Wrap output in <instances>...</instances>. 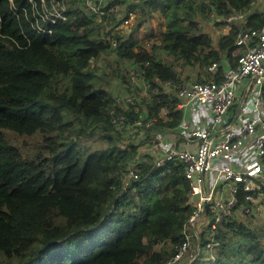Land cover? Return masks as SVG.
Segmentation results:
<instances>
[{
  "label": "trees",
  "instance_id": "trees-1",
  "mask_svg": "<svg viewBox=\"0 0 264 264\" xmlns=\"http://www.w3.org/2000/svg\"><path fill=\"white\" fill-rule=\"evenodd\" d=\"M54 1L45 8L41 0H0V264H163L193 212L185 165L162 151L157 165L150 150L138 149L148 139L125 144L120 132L140 121L154 144L156 131L179 137L184 112L162 84L181 85L185 67L212 62L219 80L225 60L234 64L238 56L240 20L215 38L201 21L225 27L227 15L243 12L247 24L262 27L264 8L258 0H98L102 9H125L99 20L79 0H61L50 13ZM135 10L139 27L150 23L144 37L159 40L150 42L153 52L137 32L115 26ZM95 28L99 38L91 37ZM109 47L143 77L142 99L123 105L95 84L91 62ZM203 80L198 71L193 81ZM97 126L106 129L103 147L80 144ZM255 216L225 219L209 259L201 230V251L190 264H264V227H250Z\"/></svg>",
  "mask_w": 264,
  "mask_h": 264
},
{
  "label": "built area",
  "instance_id": "built-area-1",
  "mask_svg": "<svg viewBox=\"0 0 264 264\" xmlns=\"http://www.w3.org/2000/svg\"><path fill=\"white\" fill-rule=\"evenodd\" d=\"M41 1L46 8L45 0ZM80 1L99 15L115 13L114 8L102 9L98 0ZM59 2L54 1L50 13L56 12ZM55 14L61 16L60 12ZM246 16L243 12L226 16V29L233 21H241L236 33L239 47L234 52L238 54L234 64L225 60L219 80L215 77L219 64L212 62L207 67L209 79L186 81L181 85L174 81L162 84L163 92L178 97V108L192 102L210 108L209 120L199 125L191 126L188 119H183V134L167 148L161 134L153 133L157 148L164 149L165 158L184 163L185 177L190 184L189 203L193 207L184 223L181 241L175 244L173 253L163 264H190L201 251V230H206L209 240L206 247L211 251L217 245L218 226L225 219L234 213L249 215L259 199L264 204V26L247 24ZM135 18L136 13L129 11L119 26H115L129 30ZM110 42L113 47L121 43L116 36ZM180 139L183 144H179ZM155 163H161L159 156ZM129 176L137 179L139 173L131 168ZM241 198L245 202L240 206Z\"/></svg>",
  "mask_w": 264,
  "mask_h": 264
},
{
  "label": "rangeland",
  "instance_id": "rangeland-1",
  "mask_svg": "<svg viewBox=\"0 0 264 264\" xmlns=\"http://www.w3.org/2000/svg\"><path fill=\"white\" fill-rule=\"evenodd\" d=\"M61 1V0H60ZM259 1V3L254 6L264 8V5ZM76 6L79 7H85L83 1H78V3L75 4ZM128 9V8H127ZM125 10V9H124ZM122 10L119 5H116L114 7L115 14H120L121 12L124 11ZM136 11V18L134 19V23L129 25L128 27L130 28H122L121 30L127 29L130 33L131 32H137L138 36L142 38V41L144 42L145 47L153 52L152 46L150 42H153L152 40L155 39L157 42H159L158 38H148L144 37V33L147 32L150 28V23L147 22L144 24L142 27L138 26V16L140 15L139 11ZM96 12H93L95 14ZM102 16L104 15H99L97 16L99 20H102ZM136 20V21H135ZM152 24L155 25V30H157L158 26L157 20L155 17L151 18ZM201 25L203 29L209 33L212 37L215 38L218 34L222 33V30L225 28L223 26H217L215 25L213 20H203L201 21ZM119 26V24H118ZM111 27L110 24L106 25V29H109ZM107 31V30H106ZM221 31V32H220ZM99 29L95 28L91 32V37L92 38H99ZM155 42V43H157ZM118 50L113 47H109L107 50L101 53V55L93 59L91 62V68L95 72V84L96 85H104L106 86L111 92L116 95L118 102L120 104H127V100L129 98H135L137 97L138 99H142L144 94L146 93L145 87L142 85L143 84V77L137 73L136 67H134V63L132 61H124L119 58L117 54ZM159 57L161 58H166L170 59L171 57L166 54L164 51H161L159 54ZM178 69H181L179 66ZM205 66L204 64H193L192 66H187L183 69L184 73V81H193L195 77L198 74V71H200L202 74L205 73ZM187 74H189V77H187ZM124 75L126 76L124 78ZM137 109V107H135ZM139 108V107H138ZM85 126L79 122V126ZM140 126V125H139ZM91 128L88 127V132L91 131L93 134L88 135V136H81L80 138H77L80 144L86 145V147H89L91 149H96V148H101L104 145V142L100 139V132L101 134L106 131V129H103L101 126H97L96 129L90 130ZM161 138L164 135V139L166 138L164 132H160ZM121 135V136H120ZM119 139L120 142H123L125 144H129L130 142H138L137 138H142V139H148L143 142L142 144L139 145L138 149L141 152L149 151L152 153L154 157H158L160 154V150L157 148V145L152 142V139L147 133V129L143 127H133L131 129L123 130L122 133L120 132ZM117 137V135H115ZM169 137V136H167ZM170 138V137H169ZM254 210L256 212V216L254 217L253 221L250 224V227L257 228V227H264V204L261 203L260 199L254 204ZM239 219H246L249 217V215L243 216L240 213H237ZM205 251V249H203ZM209 255L206 257L212 258L213 254L212 252H208ZM202 261L203 263L205 262V258ZM201 262V263H202ZM204 264H211V262L204 263Z\"/></svg>",
  "mask_w": 264,
  "mask_h": 264
},
{
  "label": "crops",
  "instance_id": "crops-1",
  "mask_svg": "<svg viewBox=\"0 0 264 264\" xmlns=\"http://www.w3.org/2000/svg\"><path fill=\"white\" fill-rule=\"evenodd\" d=\"M259 1H261V0H259ZM262 2H263V5H264V0H262ZM227 31H228V29H226V28H225V30L224 29L222 30L223 33H226ZM202 77L204 79H209L211 77V74L206 69L205 73L202 74ZM181 109L184 112L183 119L184 120L188 119V121L190 122L191 126L199 125L202 122H205L206 120H209V117H210V108H209V106H206V105H203V104H200V103H197V102H192V103L186 105L185 107H183ZM183 132H184V130L182 128L180 133H179V137H176L178 134L175 133V132H171L170 131V132L164 133L165 136H166L165 139H164V135L162 137L164 146L167 148L174 140L179 139L181 134H183ZM167 136H169L170 138L167 137ZM179 144H183L181 139L179 140ZM160 151L164 152V149L160 150Z\"/></svg>",
  "mask_w": 264,
  "mask_h": 264
},
{
  "label": "water",
  "instance_id": "water-1",
  "mask_svg": "<svg viewBox=\"0 0 264 264\" xmlns=\"http://www.w3.org/2000/svg\"><path fill=\"white\" fill-rule=\"evenodd\" d=\"M199 246H200V244H199Z\"/></svg>",
  "mask_w": 264,
  "mask_h": 264
}]
</instances>
